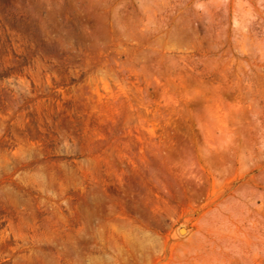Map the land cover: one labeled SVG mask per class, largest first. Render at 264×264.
I'll return each mask as SVG.
<instances>
[{"label": "rangeland", "instance_id": "374dc122", "mask_svg": "<svg viewBox=\"0 0 264 264\" xmlns=\"http://www.w3.org/2000/svg\"><path fill=\"white\" fill-rule=\"evenodd\" d=\"M0 264H264V0H0Z\"/></svg>", "mask_w": 264, "mask_h": 264}]
</instances>
